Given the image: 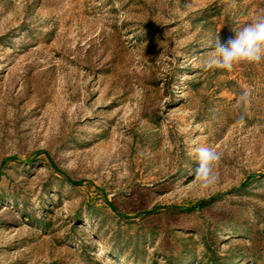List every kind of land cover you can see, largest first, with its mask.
I'll list each match as a JSON object with an SVG mask.
<instances>
[{
  "label": "rangeland",
  "instance_id": "1",
  "mask_svg": "<svg viewBox=\"0 0 264 264\" xmlns=\"http://www.w3.org/2000/svg\"><path fill=\"white\" fill-rule=\"evenodd\" d=\"M262 10L0 0V264H264V63L198 66Z\"/></svg>",
  "mask_w": 264,
  "mask_h": 264
},
{
  "label": "clouds",
  "instance_id": "2",
  "mask_svg": "<svg viewBox=\"0 0 264 264\" xmlns=\"http://www.w3.org/2000/svg\"><path fill=\"white\" fill-rule=\"evenodd\" d=\"M234 36L221 43L219 36L211 45L206 58L199 63L204 71L220 69L231 73L240 65H258L264 63V10L253 19L237 27ZM251 102V92L243 87L237 97L234 109L240 115L234 121L235 126L244 127L246 117L242 111ZM198 166L194 170V182L202 191L211 189L218 180L215 168L221 160V154L213 147L200 146L193 150ZM191 154V153H190Z\"/></svg>",
  "mask_w": 264,
  "mask_h": 264
},
{
  "label": "trees",
  "instance_id": "3",
  "mask_svg": "<svg viewBox=\"0 0 264 264\" xmlns=\"http://www.w3.org/2000/svg\"><path fill=\"white\" fill-rule=\"evenodd\" d=\"M252 177H250L247 181H245V183H243L238 189L234 190V191H242L246 188H248L250 186V182H252ZM249 182V183H248ZM215 198H209V199H205V200H201L199 202H197L194 206L191 207H184V208H180L179 210L185 213H189L194 211L195 209H202L205 207H208Z\"/></svg>",
  "mask_w": 264,
  "mask_h": 264
}]
</instances>
